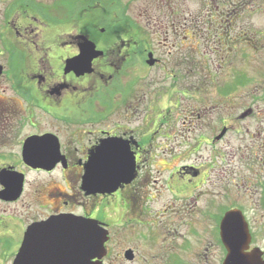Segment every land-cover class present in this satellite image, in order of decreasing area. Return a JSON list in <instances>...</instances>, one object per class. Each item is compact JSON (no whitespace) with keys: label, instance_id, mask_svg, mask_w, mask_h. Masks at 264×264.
<instances>
[{"label":"flooded vegetation","instance_id":"af4514ba","mask_svg":"<svg viewBox=\"0 0 264 264\" xmlns=\"http://www.w3.org/2000/svg\"><path fill=\"white\" fill-rule=\"evenodd\" d=\"M154 1L156 8L150 0L138 7V0H0V173L5 174L0 181V264L14 263L31 226L64 215L91 219L107 229L105 264L111 242L108 221L120 223L129 212L132 228L155 224L145 206L153 198L146 200L144 194L150 178L142 164L151 157L155 140L169 141L167 129L174 124L183 135L186 120L195 131L208 114L206 133L192 138L182 149L183 157L203 145L212 151L231 127V120L212 117L216 104L210 98L215 100L217 90L210 88L216 80L211 66L223 65L234 47L248 46L247 31L235 27L244 16V4L204 0L202 8L200 0V8L186 14L183 0ZM204 65L209 66L207 73L197 72ZM237 76L235 86L244 85L245 76ZM233 90L229 84L218 93L227 96ZM165 96L169 100L163 105ZM191 96L193 102L202 99L200 104L208 97L210 106L198 108L197 103L185 109L184 100ZM138 112L144 122L132 128ZM172 112L177 113L175 123ZM251 114L248 110L240 116ZM107 139L127 141L136 164L134 178L113 194H86L81 189L84 164ZM26 160L43 163L33 166ZM208 164L202 171L182 166L168 172L163 186L170 198L163 211L176 221L163 223L159 254L143 252L139 259L132 246L127 249L129 262L144 264L159 257L161 264H185L184 253L192 243V264H222L227 252L220 222L231 210H239L248 227L244 252L259 249L264 261L256 233L263 228L255 217L264 210V185L252 209L223 204L217 212V180L213 164ZM106 208L121 216L107 215ZM150 234V241H156ZM32 239L26 245L37 244L48 260L53 255L51 236L39 233Z\"/></svg>","mask_w":264,"mask_h":264},{"label":"rangeland","instance_id":"374dc122","mask_svg":"<svg viewBox=\"0 0 264 264\" xmlns=\"http://www.w3.org/2000/svg\"><path fill=\"white\" fill-rule=\"evenodd\" d=\"M150 1L151 6L156 8L155 1ZM175 1L180 2L181 0ZM240 1L244 4V16L235 22V27L238 31L240 29H243L244 32L247 31L249 35L248 46L239 45L234 47L230 50L231 58L227 59L223 65L215 64L211 66V72L216 74V80L215 85L210 86V88L217 90L216 94L212 93L215 100L210 98L212 103L216 104L212 117H215L216 114L217 121L222 116L225 117L226 121L231 120V127L228 128L223 139L215 143L216 147L212 151L210 145H203L196 152L185 153L183 157H181V153L188 146L187 144H192V138H196L202 132L206 133L203 127L207 126L210 121L208 114H205L203 119L197 122L195 131L188 125L189 120H186L183 135L177 133L179 125L174 124L171 126L174 128L167 129L170 137L169 141L162 140L161 142L159 140L157 143L155 140L151 149V157L148 155V159L142 161L143 167H145L143 169H145L146 174L150 178V183L148 184H152L146 185L144 194L146 200L150 197L153 198L150 201L147 200L145 206L152 215V220L155 224L150 227L152 231L146 225L145 227L132 228L129 224V212L123 215V220L120 219L122 223L119 221L120 223L113 225L112 222L108 221L111 230V242L108 246L110 250L109 256L104 260L105 264H138L131 263L123 257V252L132 246H136L135 249L138 251L137 256H139V259H142L143 252H147V254L160 253L159 251L163 249L161 245L162 233L164 232L162 225L168 220L170 222L176 221L175 216L168 215V213L165 214L163 211L165 203L170 198V194L163 186L164 181L168 172H176L182 166L190 171L199 169L202 171L208 168L209 162L213 164L212 169L215 171L217 180V212L223 207V204L242 205L252 209L261 200L262 186L264 185V0H231L232 5L240 3ZM142 2H145V0H138L134 5L138 7ZM199 3L200 0H183L185 13L193 14L194 11L200 8ZM204 6L203 0L202 8ZM238 9L234 7L235 11ZM208 67L207 65L197 66V72L207 73ZM194 72H196L195 69ZM240 74L245 76L247 81L244 85L235 86V76ZM229 84L234 87V90L227 96L220 95L218 90L226 88ZM210 88L205 86L203 89L208 92ZM203 99V104H200L202 99H197V102H193L192 96L186 97L184 100L185 109L188 105L194 108L197 103L198 108L209 104L208 97ZM163 100V105L168 104L169 98L165 96ZM248 110L252 111L251 115H247L246 118L240 116L241 113H245ZM162 114L165 115V113ZM176 114L175 112L171 114L173 123L178 120ZM120 116L122 119L121 123L124 124L123 119L125 117L122 114ZM236 117L238 118L235 119ZM143 120L142 113L138 112L135 119L131 120L130 126L132 128L140 127L141 123L144 122ZM220 127H217L216 134L218 137ZM214 154L216 155L214 156ZM106 214L115 219L121 216L119 212L112 215L110 208H106ZM249 215L253 216V214ZM142 217L145 222L146 215ZM172 217L174 218L173 221L171 220ZM255 217L259 219L256 223H260V227L263 228L260 232L256 231L258 234L257 242L264 249V210H258ZM158 221H161L162 224H157ZM150 232L156 235L154 236L157 238L156 241H150ZM186 233L185 231V235ZM187 246L190 249L184 253V261L185 264H192L195 262L196 250L191 252L192 243ZM146 260L149 262L151 258L146 257ZM159 262L161 264L159 257H155L150 263L144 262V264H159Z\"/></svg>","mask_w":264,"mask_h":264},{"label":"water","instance_id":"95a60500","mask_svg":"<svg viewBox=\"0 0 264 264\" xmlns=\"http://www.w3.org/2000/svg\"><path fill=\"white\" fill-rule=\"evenodd\" d=\"M26 163L37 166L43 162L26 160ZM135 170V160L127 141L105 140L84 164L81 189L86 194H113L121 185L132 181ZM4 176V173H0V181ZM219 231L227 252L222 264H264L259 249L244 252L250 235L239 210H231L223 215ZM39 233L51 236L53 255L48 256V260L37 251L40 248L37 244L26 245L28 242L34 243L32 237ZM107 241L108 231L96 221L71 215L57 216L29 228L25 248L21 249L13 264H46V261L52 259L54 264H102L101 260L106 253L104 244ZM38 242L40 244L41 240ZM124 257L131 260L130 250L125 251Z\"/></svg>","mask_w":264,"mask_h":264}]
</instances>
